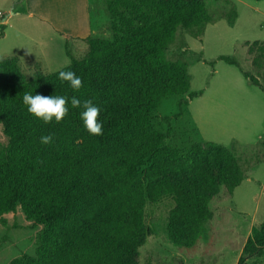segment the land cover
Here are the masks:
<instances>
[{"label":"trees","instance_id":"16d2710c","mask_svg":"<svg viewBox=\"0 0 264 264\" xmlns=\"http://www.w3.org/2000/svg\"><path fill=\"white\" fill-rule=\"evenodd\" d=\"M109 39L87 37V51L58 71L27 77L18 58L0 59V215L21 209L43 228L34 255L8 264H131L128 256L151 234L146 202L171 197L166 237L192 249L212 218L211 204L232 196L243 179L234 152L219 143L166 144L153 123L161 100L190 92L187 64L166 50L178 28L197 37L213 17L202 0H105ZM235 13L227 18L232 24ZM251 63L264 67V42L246 43ZM256 53V55H255ZM218 59L238 66L229 56ZM239 67V66H238ZM73 71L83 86L58 79ZM264 92L257 77L240 70ZM264 78V73H263ZM66 96L68 114L44 123L27 111L23 95ZM92 100L102 135H90L71 97ZM183 100L178 102L181 106ZM51 135L50 144L40 142ZM264 250V219L252 226L236 264Z\"/></svg>","mask_w":264,"mask_h":264},{"label":"rangeland","instance_id":"374dc122","mask_svg":"<svg viewBox=\"0 0 264 264\" xmlns=\"http://www.w3.org/2000/svg\"><path fill=\"white\" fill-rule=\"evenodd\" d=\"M104 1L0 0V59L28 57L19 63L27 77L37 71L60 70L70 62L66 51L74 58L86 53L87 37H111ZM202 1L213 21L197 37L178 28L166 50L169 60L187 64L189 91L196 96L187 101L185 93L161 100L153 112V123L168 133L166 144L180 149L206 141L230 148L245 177L232 196L212 202V218L192 249L178 248L167 240L171 197L146 202L144 218L152 232L128 256L131 264H236L252 226L264 219V92L240 71L257 77L264 86V67L252 65L246 45L264 42V0ZM233 11L230 24L227 18ZM220 55L234 58L239 67L218 59ZM6 142L0 125V147ZM42 228L19 208L0 215V264L34 255ZM245 264H264V250Z\"/></svg>","mask_w":264,"mask_h":264},{"label":"clouds","instance_id":"9594fccd","mask_svg":"<svg viewBox=\"0 0 264 264\" xmlns=\"http://www.w3.org/2000/svg\"><path fill=\"white\" fill-rule=\"evenodd\" d=\"M70 63V62H69ZM58 79L62 82H68L73 90H79L83 86L82 79L73 71L61 70L58 73ZM69 98L66 96L42 95L25 93L23 95V104L27 111L44 123H50L53 118L59 123L68 114ZM72 108H82L80 118L83 126L90 135H102L103 124L99 119L101 109L93 104L92 100L83 102L77 97L70 98ZM53 140L51 135L42 136V144H50Z\"/></svg>","mask_w":264,"mask_h":264},{"label":"crops","instance_id":"0c3cea01","mask_svg":"<svg viewBox=\"0 0 264 264\" xmlns=\"http://www.w3.org/2000/svg\"><path fill=\"white\" fill-rule=\"evenodd\" d=\"M105 2V1H104ZM99 6H101V4L99 5ZM12 12H13V9L12 10H10V12H9V14H12ZM28 14H32V11H30ZM2 21H4L5 23H4V25H7V23H6V19L5 18H3L2 17ZM83 22H85V23H88V21H83ZM98 25V24H97ZM100 31V29L98 28V32ZM87 33V32H86ZM79 36H86V34L84 33V34H81V35H79ZM76 42V40L74 41V43ZM15 56V55H14ZM17 57V56H16ZM23 57H25L26 59H29L28 57H26V56H24V55H21L20 57H17L18 58V63H20V59H22ZM37 65H39V63H37ZM42 72V71H41ZM44 73V72H43ZM245 175V174H244ZM243 177H245V176H243Z\"/></svg>","mask_w":264,"mask_h":264},{"label":"built area","instance_id":"2783aa9c","mask_svg":"<svg viewBox=\"0 0 264 264\" xmlns=\"http://www.w3.org/2000/svg\"><path fill=\"white\" fill-rule=\"evenodd\" d=\"M0 15H1V13H0Z\"/></svg>","mask_w":264,"mask_h":264}]
</instances>
